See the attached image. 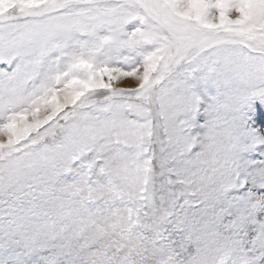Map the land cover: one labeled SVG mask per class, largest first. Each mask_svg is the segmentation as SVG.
<instances>
[{"label": "snow or ice", "instance_id": "1", "mask_svg": "<svg viewBox=\"0 0 264 264\" xmlns=\"http://www.w3.org/2000/svg\"><path fill=\"white\" fill-rule=\"evenodd\" d=\"M0 264H264V0H0Z\"/></svg>", "mask_w": 264, "mask_h": 264}]
</instances>
